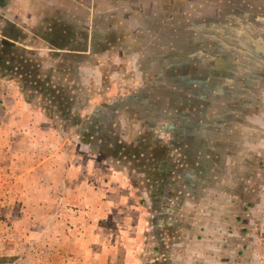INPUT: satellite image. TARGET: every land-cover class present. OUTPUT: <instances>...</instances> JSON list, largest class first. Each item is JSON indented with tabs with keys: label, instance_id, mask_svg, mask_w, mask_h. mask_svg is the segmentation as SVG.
Returning <instances> with one entry per match:
<instances>
[{
	"label": "rangeland",
	"instance_id": "1",
	"mask_svg": "<svg viewBox=\"0 0 264 264\" xmlns=\"http://www.w3.org/2000/svg\"><path fill=\"white\" fill-rule=\"evenodd\" d=\"M244 1L264 7V0ZM3 42L0 57L11 70H0V264H122L127 252L131 264H264V68L258 72L259 63L254 131L240 130L239 158L229 168L223 165L222 175L207 185L177 189L178 195H189L185 201L176 197L168 209L171 215L185 210L184 220L178 215L185 222H174L170 232L176 234L168 250L160 251L151 239L148 213L162 182L177 183L184 170L171 141L182 130L166 128L179 124L177 117L162 116L159 128L130 124V142H121L117 133L126 132H115L114 111L151 108L140 102L146 95L127 94L141 81H121L108 70L100 75L99 64L90 65L89 75L84 64L79 66L85 73L75 72L77 65L62 53L66 49L12 44L4 50ZM27 65L35 70L31 78ZM121 82L128 86L122 92ZM156 83L160 107L169 101L182 111L190 100L189 81ZM110 84L115 94L104 93ZM247 139L249 151L242 142Z\"/></svg>",
	"mask_w": 264,
	"mask_h": 264
},
{
	"label": "crops",
	"instance_id": "2",
	"mask_svg": "<svg viewBox=\"0 0 264 264\" xmlns=\"http://www.w3.org/2000/svg\"><path fill=\"white\" fill-rule=\"evenodd\" d=\"M220 1L222 6L212 0H0L1 41L30 50L66 49L62 53L78 66L73 67L75 72L85 73L79 66L84 64L89 75L90 65L99 64L104 66L97 69L100 75L108 70L120 80L141 81L136 91L127 94L146 95L140 102L151 108L148 113L140 108L114 111L115 132H126L124 136L117 133L121 142H130L131 127L159 128L162 116L177 117L179 124L168 123L166 128L182 130L171 141L185 162L184 170L177 183L162 182L160 195L151 196L148 213L154 225L151 239L160 251L168 250L170 237L176 234L170 232L174 222H185V210L182 214L171 211V215L168 209L176 197L185 201L189 195H178L182 190L177 189L207 185L209 178L222 175L223 165L229 168L239 158L240 130L254 131L259 78L255 65H260L258 72L264 68V7L254 1ZM21 31L27 34L24 40L17 38ZM117 64L119 68L113 67ZM179 78L189 81L190 100L182 111L174 103L169 106V101L161 108L156 82ZM172 85L175 88V82ZM126 88L121 82V92ZM115 92L110 84L104 93ZM242 142L249 151V139ZM172 156L169 151V161ZM128 254L123 255L122 264H131Z\"/></svg>",
	"mask_w": 264,
	"mask_h": 264
},
{
	"label": "trees",
	"instance_id": "3",
	"mask_svg": "<svg viewBox=\"0 0 264 264\" xmlns=\"http://www.w3.org/2000/svg\"><path fill=\"white\" fill-rule=\"evenodd\" d=\"M1 45H2V48H4V50H6L8 47H10L12 44H9V43H6V42H3V43H1ZM1 53V52H0ZM6 64H7V61L3 58V57H0V70L2 69V70H7V71H9V70H11V68H9V67H7L6 66ZM34 68H33V66L32 65H27V73H28V76H30V78L32 77V73H34ZM29 77H27V79H28V81H30L29 83H33V84H36L37 83V81L36 80H32V79H30ZM39 87V89L40 88H43V87H41V86H38Z\"/></svg>",
	"mask_w": 264,
	"mask_h": 264
}]
</instances>
